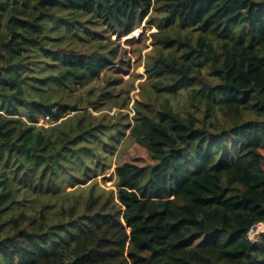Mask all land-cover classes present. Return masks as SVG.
<instances>
[{
    "label": "trees",
    "instance_id": "1",
    "mask_svg": "<svg viewBox=\"0 0 264 264\" xmlns=\"http://www.w3.org/2000/svg\"><path fill=\"white\" fill-rule=\"evenodd\" d=\"M260 222L264 0H0V264H264Z\"/></svg>",
    "mask_w": 264,
    "mask_h": 264
},
{
    "label": "rangeland",
    "instance_id": "2",
    "mask_svg": "<svg viewBox=\"0 0 264 264\" xmlns=\"http://www.w3.org/2000/svg\"><path fill=\"white\" fill-rule=\"evenodd\" d=\"M144 30V37L142 39V41L137 44V45H133V43L135 42H126L125 40L127 38H130L132 36H134V38L136 39L137 36ZM157 28L154 25H149L147 22V17L145 18V20L140 24L139 27H137L134 32H132L130 35L124 37L121 41H122V51H125V53L122 56V59L125 62V67L124 70H128L124 77L125 79H129L131 76L134 77V72L135 74H141L144 77L139 79V78H135L134 80V85L136 86L135 89L131 90V97L134 96L135 98H138L139 96L135 95L138 91L139 88L137 87V85L139 84L140 81L145 80V67H144V63H140L139 65H137V59L139 57L142 56V58L145 57V53L150 50L152 48L150 42H151V37L149 36L150 32L156 31ZM141 50V51H140ZM141 52V55H140ZM124 72V71H123ZM135 92V93H134ZM91 109V108H89ZM93 111V110H92ZM113 112V111H112ZM73 113V112H71ZM93 114L97 115L99 114V112L93 111ZM53 122V120H51L50 118H40L38 124H44V125H49ZM128 134L127 133L124 135V137L122 138V142L120 144V148H121V152L119 154V158L121 160L123 159H127V158H133L135 156H138L140 159L139 161H146L147 159V153L146 150L143 146H138L136 143H134V140L132 138H126ZM116 157L113 158V162H112V167L110 169H108L105 173L101 174L98 179L100 180V182L106 186H113L115 179H108L112 172L114 171V167L116 165ZM105 180V181H104Z\"/></svg>",
    "mask_w": 264,
    "mask_h": 264
},
{
    "label": "built area",
    "instance_id": "3",
    "mask_svg": "<svg viewBox=\"0 0 264 264\" xmlns=\"http://www.w3.org/2000/svg\"><path fill=\"white\" fill-rule=\"evenodd\" d=\"M48 118V117H47ZM44 125V124H43ZM264 232V222H260L252 227V229L249 231L248 235L250 240H254L255 236L259 233Z\"/></svg>",
    "mask_w": 264,
    "mask_h": 264
}]
</instances>
